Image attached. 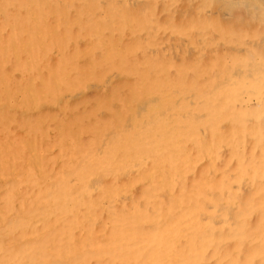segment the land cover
Segmentation results:
<instances>
[{"label":"rangeland","instance_id":"obj_1","mask_svg":"<svg viewBox=\"0 0 264 264\" xmlns=\"http://www.w3.org/2000/svg\"><path fill=\"white\" fill-rule=\"evenodd\" d=\"M19 1L0 3V264H264L259 0Z\"/></svg>","mask_w":264,"mask_h":264},{"label":"bare ground","instance_id":"obj_2","mask_svg":"<svg viewBox=\"0 0 264 264\" xmlns=\"http://www.w3.org/2000/svg\"><path fill=\"white\" fill-rule=\"evenodd\" d=\"M247 2V1H246ZM0 3L2 4V8H3V11H4V13H6V11H7V9H6V7H7V0H1L0 1ZM238 3H241V0H228L227 1V4L229 5L228 7L229 8H231L232 7V5H235V4H238ZM24 4H25V1L24 0H20L19 2H18V6L20 7V8H22V7H24ZM252 4H254V5H252V6H254V7H258L260 10H262V12H263V15H264V0H259V1H257V2H255V3H252ZM236 6V5H235ZM258 8H256V9H258ZM36 9V8H35ZM230 10H232V9H230ZM229 9H228V11H230ZM241 11V10H240ZM214 15V14H213ZM228 15V14H227ZM231 20V19H230ZM22 22H24V23H22ZM19 23H21L22 24V28H25V29H23V32L25 33V35L27 36V46L26 47H29V50L27 51V52H29V56L31 57L30 59H31V61L33 62V70H35L36 69V63H37V60H35V56L31 53V50H32V48H33V45H34V41L35 40H33V39H36V36H37V34H36V32L33 30V27H34V25H32V24H30L29 25V23L28 22H26V21H21V22H18V24ZM38 26V25H37ZM39 27V26H38ZM101 27V26H100ZM220 27V26H219ZM35 28H37V27H35ZM101 29H103V27H101V28H99V30H101ZM96 32H97V29H96ZM97 34H98V32H97ZM96 35V34H95ZM97 36V35H96ZM1 38V37H0ZM2 39H7L8 40V42L7 41H2L1 39H0V46L1 45H3L4 43H6L7 42V46H8V48H10V41L12 40V36H4V37H2ZM115 41L113 40V41H110V43L107 41V39L104 41V42H102L103 43V45H106L107 44V46L109 47V49H110V51L114 54L115 52V54H119V45L117 44V43H114ZM9 51V50H8ZM12 51V50H11ZM10 53V52H9ZM22 53H24V51H20V49H19V51H18V54H17V57H18V59H20L22 56ZM37 57V56H36ZM34 60H35V63H34ZM63 63V62H62ZM25 65V64H24ZM54 66V65H53ZM131 66V65H130ZM25 67V66H24ZM55 67V66H54ZM25 68H28V66H26ZM57 69V68H56ZM126 70L125 71H128L127 70V68H125ZM32 70V71H33ZM129 70H131V69H129ZM32 71H30V72H32ZM51 71H48L45 75L46 76H44L43 75V79H45V80H43V82H44V84L46 83V81L48 80V78H49V73H50ZM47 76H48V78H47ZM7 77H8V75H7ZM33 76L31 77V80H30V83H28V87H30L31 85L32 86H35V84L33 83ZM30 85V86H29ZM243 87V86H242ZM33 89V88H32ZM39 89V87L37 88V90ZM28 90H30V89H28ZM248 104H250V103H248ZM195 114V113H194ZM261 129V128H260ZM7 229V228H6ZM9 231V230H8Z\"/></svg>","mask_w":264,"mask_h":264}]
</instances>
